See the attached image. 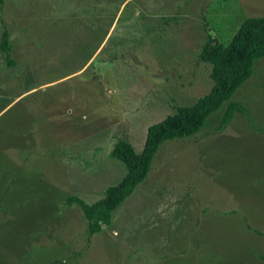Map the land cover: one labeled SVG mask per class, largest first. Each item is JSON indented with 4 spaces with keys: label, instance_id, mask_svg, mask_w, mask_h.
<instances>
[{
    "label": "rangeland",
    "instance_id": "374dc122",
    "mask_svg": "<svg viewBox=\"0 0 264 264\" xmlns=\"http://www.w3.org/2000/svg\"><path fill=\"white\" fill-rule=\"evenodd\" d=\"M255 17L264 0H0V264H264V59L231 98L244 112L162 144L99 233L65 203L100 200L125 174L116 138L139 153L209 93L202 46Z\"/></svg>",
    "mask_w": 264,
    "mask_h": 264
},
{
    "label": "trees",
    "instance_id": "16d2710c",
    "mask_svg": "<svg viewBox=\"0 0 264 264\" xmlns=\"http://www.w3.org/2000/svg\"><path fill=\"white\" fill-rule=\"evenodd\" d=\"M11 51L9 34L4 30L0 36V52L5 56L8 66H15ZM199 59L211 66L213 85L209 93L191 106L175 107L172 115L150 126L139 153L126 140L117 137L109 156L123 163L125 174L105 190L100 200L87 204L78 197L66 199L67 205L76 204L79 207L90 234H97L103 227L110 225L115 210L147 178L152 161L162 144L195 135L204 127L207 119L219 110L223 111L218 132L226 128L236 113L244 112L245 107L231 101V98L251 77L254 63L264 59V17L244 20L227 45L209 38L202 46Z\"/></svg>",
    "mask_w": 264,
    "mask_h": 264
},
{
    "label": "crops",
    "instance_id": "0c3cea01",
    "mask_svg": "<svg viewBox=\"0 0 264 264\" xmlns=\"http://www.w3.org/2000/svg\"><path fill=\"white\" fill-rule=\"evenodd\" d=\"M127 18H128V17H127ZM127 18H126V19H127ZM121 19H122V17L120 16L118 20H121ZM122 21H123V20H122ZM127 32H129L131 35H133V33H134V32L129 31V30H127ZM111 33H113V32H112V28L109 29V30L107 31V34H106V36L104 37V40L100 43V45H99V47H98L97 54H98V53H99V54H102L104 48H106V46H107L108 43H109V39H110V37H111ZM139 34H140V33H139Z\"/></svg>",
    "mask_w": 264,
    "mask_h": 264
}]
</instances>
